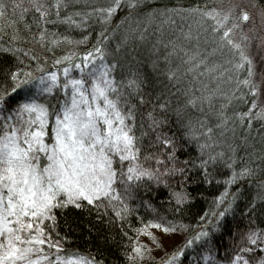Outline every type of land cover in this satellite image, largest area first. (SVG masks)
<instances>
[{
    "label": "snow or ice",
    "instance_id": "snow-or-ice-1",
    "mask_svg": "<svg viewBox=\"0 0 264 264\" xmlns=\"http://www.w3.org/2000/svg\"><path fill=\"white\" fill-rule=\"evenodd\" d=\"M77 2L81 0H53L46 6L41 0H28L29 7L24 8L23 13L38 14V42L41 46L51 44L49 50L65 43L79 47L85 45L89 37L74 40L68 35L55 37L54 34L51 41H46L47 24L61 23L70 31L87 32L92 23H100L102 30L91 49L56 58L51 70L40 63L34 71L28 72L0 69V76L4 77L0 82V264H102L95 257L65 248L67 238L57 230L58 215L99 211L107 205L123 219L131 211L125 199H132L140 188H151L153 184L168 187L167 178L173 176L181 177L183 184L192 170L200 173L204 182L212 183L221 164L231 170L223 181L226 190L214 202V210L200 218L201 221L208 216L214 219L202 223L164 264H173L184 257L185 249L194 244L205 248V254L200 257L203 264H222V260L227 264H264V228L253 226L255 214L264 215V181L257 184V195L247 205L250 226L238 249L218 260L213 250L207 248L211 243L207 229L210 227L212 233L221 231L223 221L242 195L239 187L234 193L228 189L257 172L248 164L237 170L235 150L231 146L227 158L224 151H215L218 145L212 127L200 121L203 131L197 135V129L188 123L185 143L194 142L199 155L184 161V167L179 166L181 162L176 155L179 149L175 142L159 134L156 141L164 149L165 158L155 153L141 158L144 137L149 131L155 132L163 121L149 113L147 128L143 116L138 122L137 105L145 103L142 91L145 81L136 73L118 80L117 64L106 59L104 45L107 26L116 13L127 9L131 14L142 9L146 0H110L106 7L69 12ZM223 2L202 0L200 4H178L171 8L166 5L162 11L153 12L165 22L174 23L177 17L192 21L186 31L180 29L183 44L189 46L187 50L173 45L169 55L183 53L180 59L186 68L185 75L196 73L216 83L215 91L198 97L193 94L187 105L195 108L207 103L209 108H215L216 128L222 130L221 134L230 121L249 128L253 120L264 122V100L255 81L253 60L245 52L247 37L236 38L242 32L240 22H246L249 15L241 12L237 18L233 15L234 9L225 11L219 6ZM20 7L14 4L13 13ZM7 8L4 0H0V18L7 15ZM61 12L64 13L62 18ZM53 15L56 19L50 20ZM25 27L30 30L29 25ZM16 40L17 37L12 36L13 46L0 47V51L22 64L20 55L28 57L29 53L15 47ZM179 71L177 66L165 75L169 80H179ZM221 84L229 85L230 90L222 91ZM217 98L222 101L218 107L213 105V99ZM249 100L246 111L228 114L234 101L247 104ZM160 108L163 110L165 105L161 104ZM147 161H153V166L146 167ZM173 198L177 212L189 202L183 190L174 192ZM149 227H163L165 233L177 230L150 222L145 229L138 230V234L143 232L155 240L146 231ZM145 250V246L134 247L128 259L142 260ZM257 252L262 255L256 257ZM192 260L193 264H199L196 257Z\"/></svg>",
    "mask_w": 264,
    "mask_h": 264
},
{
    "label": "trees",
    "instance_id": "trees-1",
    "mask_svg": "<svg viewBox=\"0 0 264 264\" xmlns=\"http://www.w3.org/2000/svg\"><path fill=\"white\" fill-rule=\"evenodd\" d=\"M41 2L50 6L53 0H41ZM109 2L110 0H81L68 11H91L92 7H106ZM251 2L254 7L264 12V0H251ZM4 3L8 8L7 15L0 18V47L13 46L11 37L16 36L14 46L29 53V56L24 57L21 54L20 59L24 61L21 64L15 57L0 51V69L28 72L34 71L40 63L51 70L56 58L71 52L83 53L91 49L102 30L98 22L92 23V28L87 32L70 31L64 24L49 23L48 31L45 33L46 41H51L54 34L55 37L68 35L74 40H81L85 35L89 37L87 43L79 47L65 43L49 50L51 44L41 46L38 42L40 33L37 27L38 14L33 11L23 13V9L29 7L28 0H4ZM200 3L202 0H146L142 9H137L131 14L127 9L120 10L107 26L104 47L107 53L106 59L110 63L117 64L118 80L128 79L131 73H136L145 81L142 89L145 103L137 105L138 122L143 116L147 128L150 123L147 119L149 113L163 121L155 132L149 131L144 137L142 159L145 155L154 153L160 154L161 159L165 158L162 154L164 149L156 141V136L159 134L175 142L179 149L176 153L181 162L179 166L184 167V161H190L199 155V149L194 142L185 143L186 126L191 122L199 135L200 131H203L199 122L203 121L207 127L213 128V136L218 145L215 151H224L227 158L231 154L229 151L231 146L235 150L237 170L244 164L257 169L253 177L228 189L230 193H234L239 187L242 195L233 205L232 212L223 221V229L215 233L211 232L210 227L207 229L211 233V243L207 248L212 249L216 258L221 260L238 249L241 238L250 226L247 205L257 195V184L264 181V160L261 159L264 158V122L253 120L249 128L230 121L221 134L222 130L216 128L215 108H209L207 103L195 108L187 105L191 95L197 97L201 94L208 95L216 90V86H211L213 82L206 77H199L196 73L185 75L186 68L180 59L183 53L169 55L173 45L184 46L187 50L189 46L183 44L180 29L186 31L187 24L192 21H182L177 17L174 23L165 22L163 17L154 15L153 12L162 11L166 5L171 8L178 4L192 6ZM14 4H20L21 7L13 13ZM22 14L23 19H21ZM63 15L64 13L61 12V18ZM49 19L55 20L56 17L53 15ZM25 25H29L30 30ZM253 31L252 37L255 38L258 32L256 29ZM32 56L37 59H31ZM177 66L180 67L179 80H169L165 73L169 69H176ZM204 79L207 84L202 85L200 81ZM3 80L4 77L0 76V82ZM205 85L207 88L204 87ZM221 102L218 98L213 99V105L216 107ZM161 104L165 105L163 110L160 108ZM249 106L250 100L247 104L234 101L227 111L232 115L236 111H246ZM201 139L203 142V138ZM145 166H153V161L145 162ZM219 168L220 171L214 173L215 179L212 183L204 182L202 175L192 170L183 184L181 177L173 176L167 178L168 187L163 184L159 186L153 184L151 188H140L132 199H125L131 211L123 219L118 218L113 208L107 205L99 211H73L63 216L58 215L57 230L61 236L67 238L65 248L95 257L102 264H164L185 245L202 223L207 224L208 220L214 219L208 216L204 221L200 220L205 213L214 210V202L226 190L223 181L229 177L231 170L223 164L219 165ZM217 180L221 182L217 183ZM181 190L188 194L189 202L177 212L173 193ZM150 222L161 223L164 227L170 226L177 230L165 233L163 227L147 228L146 231L150 232L155 240L143 232L138 234V230L145 229V225ZM253 226L264 228V215L257 212ZM140 246L146 247L142 252L143 259L130 261L128 257L132 255V249ZM202 254H205V248L194 244L192 248H186L185 256L174 261L173 264H193L192 257H196L199 264H203L200 260ZM260 255L262 253H255L256 257ZM222 264H227L226 260H222Z\"/></svg>",
    "mask_w": 264,
    "mask_h": 264
},
{
    "label": "rangeland",
    "instance_id": "rangeland-1",
    "mask_svg": "<svg viewBox=\"0 0 264 264\" xmlns=\"http://www.w3.org/2000/svg\"><path fill=\"white\" fill-rule=\"evenodd\" d=\"M223 10L234 9L233 15L239 17L241 12L247 11L249 13V19L246 22H240L242 32L238 33L236 38L239 39L241 35L246 36L245 52L253 60V70L255 72V81L260 86L261 100H264V12L259 8L254 7L251 0H224L219 5ZM258 32L257 37H252V33L255 30ZM206 77V76H205ZM208 78L211 82V78ZM203 84H207L206 80H201ZM211 86H216V83H212ZM220 89L227 92L230 90V86L227 84H221Z\"/></svg>",
    "mask_w": 264,
    "mask_h": 264
},
{
    "label": "water",
    "instance_id": "water-1",
    "mask_svg": "<svg viewBox=\"0 0 264 264\" xmlns=\"http://www.w3.org/2000/svg\"><path fill=\"white\" fill-rule=\"evenodd\" d=\"M243 12H247V11H243ZM248 13V12H247ZM248 15H249V13H248Z\"/></svg>",
    "mask_w": 264,
    "mask_h": 264
}]
</instances>
